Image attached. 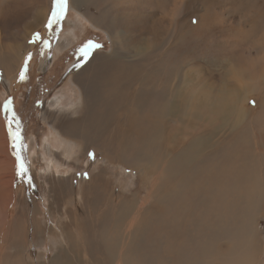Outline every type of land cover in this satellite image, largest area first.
<instances>
[{
  "label": "rangeland",
  "instance_id": "1",
  "mask_svg": "<svg viewBox=\"0 0 264 264\" xmlns=\"http://www.w3.org/2000/svg\"><path fill=\"white\" fill-rule=\"evenodd\" d=\"M52 9L53 0H0V143L7 146V157L0 165L6 169H0V242L4 237L0 244L6 253L13 251L9 238L13 220H19L24 210V222L27 213L29 219H37L42 232L36 240H27L17 226V264H26L23 258L32 264H48L62 238L57 222L69 218L59 213L47 217V209L59 204L54 190L65 184L68 191L74 187V194L65 199L69 208L77 207L74 200L79 197V185L89 192L92 185L96 187L93 194L84 192L88 197L84 201L91 203L86 213L89 226L102 217L110 224L121 204L134 216V225L143 207L153 216L160 210L141 177L145 175L147 181L155 177L168 189L166 157L183 149L194 135L212 131L214 142L208 151L213 153L202 159L207 178L201 186L199 177L195 179L202 189L211 186L210 209L203 213L200 205L189 200L193 181L188 193L177 195L182 201H175L170 210L169 205L161 208V224H149L147 240H155L160 249L156 253L150 244L145 252L149 256L156 253L151 264H189L187 254L194 241L190 222L195 221L198 229L204 225L215 228L216 216L228 212L239 225L253 218L257 227L253 242L259 249L250 248L247 260L241 259L247 264H264V0H69L66 15L49 27ZM38 12L44 17L34 26ZM37 33L39 39L34 38ZM114 51L123 61L104 58ZM11 58L15 72L2 63ZM84 85L88 92L106 96V88L114 85L120 95L96 106L106 112L107 130L99 139H89L88 145L69 139L72 153L67 157L54 132L63 127L70 131L68 120L83 115L78 99ZM176 85L181 105L190 99L200 108L199 120L193 115L176 120L166 109ZM7 101L11 111L5 108ZM69 101L76 104L67 106ZM135 103H139V112L131 108ZM158 109L164 115L159 119ZM18 125L20 143L26 145L20 151L30 184L17 172L12 132ZM124 128H128L126 133ZM138 154L145 159L132 160ZM49 156H55L60 167L51 168ZM240 195L244 204L235 213L228 202ZM207 230L200 236L202 248L208 246ZM168 235L169 253L163 256L161 238ZM225 242L213 240L212 246L225 254ZM230 262L209 261L235 264Z\"/></svg>",
  "mask_w": 264,
  "mask_h": 264
},
{
  "label": "bare ground",
  "instance_id": "2",
  "mask_svg": "<svg viewBox=\"0 0 264 264\" xmlns=\"http://www.w3.org/2000/svg\"><path fill=\"white\" fill-rule=\"evenodd\" d=\"M74 1H78V0H73V2ZM43 17H44V13L41 14V12H38L36 17L33 19L34 21L33 25L35 26L37 23H39L41 18L43 20ZM60 46L61 45L57 47V50L59 49ZM121 48H123V46ZM104 58H107L113 62H116V61L121 62L124 59V57L118 55L116 51H114V53L110 55L109 57H104ZM2 63H5L7 65L8 70L10 69L11 72H15L17 69L16 64L12 62V58L4 60ZM80 89H81V92H80V99H78V103L81 102L80 105L83 106V108L80 109V112L83 115L80 117L72 116L73 118L68 120L67 125H69L70 131L69 130L66 131V128L62 126L63 127L62 129H58V130L55 129V132H54L55 136L57 137L56 139L58 141L57 143H60V145H63L65 147L64 154L67 157H69L70 154L72 153V150H71L72 144H71V140L69 139L77 138V139H80V141L87 143L89 142L88 141L89 139H93V140L99 139L101 136L100 134L104 133L107 130L106 129L107 127L105 125L107 121L106 115H105L106 112L105 110H102V112L100 109L96 110V106L99 104V102L106 103L107 100L112 99V96H116L119 94V93L117 94V92L119 91L114 90L115 89L114 85H112V87L108 89L106 88V91L109 92L107 96L105 94L98 95V92H94V91H93L94 93L88 92V89H86L85 85L80 86ZM174 89H175L174 90L175 93H174V97H172L173 100L172 101L169 100V102L171 103L168 102L169 104L166 107V109L170 110L171 112L170 115L173 116L175 119L177 116L180 118L182 116L187 117V116L193 115L199 120L202 115L200 108L196 104H192L190 99H189V103H184V105H181V103L183 102H179L180 99L177 93L178 85H176ZM100 90L102 89L100 88ZM100 95L102 96L99 97ZM75 104H76L75 102L69 101L67 106H73ZM58 105L59 103H57V106ZM139 107H140L139 103L131 104V108L134 110V112L135 110L138 111ZM159 107L163 108L164 106L159 105ZM78 111L79 109L75 111V113ZM97 111H99V113L102 115L98 114ZM107 111H109V109ZM157 113H158L157 115L158 119L159 117L164 116L163 112L160 109L157 110ZM204 113L208 114L207 111H205ZM52 117L53 116H50V119ZM178 120L180 122V119ZM185 121H187V119H185ZM0 124H1V116H0ZM160 124H161V121H160ZM177 125H178V122H177ZM162 126H163V123H162ZM116 130H118V128ZM124 130L126 133V130L128 131V128H124ZM67 133H69V135L71 136H67ZM125 133H124V137H126L127 135ZM75 134H78V135H75ZM213 138L214 137L212 136V131L210 134L207 133V134H201V135H194L189 141L186 142L183 149L179 150L178 152H174V153L172 152L169 158L166 157V160L164 161V165L166 164V169H165L167 173L166 179L169 180L167 183L168 189L165 188V184H160L159 182L157 183L155 181L156 179L155 177L151 179L150 181H147L145 175L141 177L145 185L148 186V189L150 188L152 190L150 193L153 194L152 195L153 201L155 202L156 207L160 211H156V213L153 216H150L148 213L149 208L143 207L142 210H139L136 213L138 215V221H137L138 224L136 225L133 224L132 219H134V222H135V218L134 216L132 217V215L130 217L129 215L130 210L128 209V207H126L125 204H121L119 206L123 205V207H121L122 209L120 213L116 217L110 218L112 219L111 222L109 221L110 224L107 225L106 220H103V219H106L105 217H102V218L100 217L101 218L100 221H97L95 219L96 224L94 226H89L87 223L88 219L86 217V213L88 212L87 209L90 208L91 203L88 204L84 201L88 199L87 193L89 192V190L86 189L87 187L85 188L83 187L84 191H82L83 188L79 185L78 187L79 197H77L74 200L75 203L77 204V207L69 208L67 207V205H65V199L67 197L69 198V195L74 194V192L72 193L74 187H72L73 189L71 191L70 190L68 191L69 189L68 185H66L65 183H64L65 184L64 186H58L57 189H55L54 191L57 194V201H59V204L56 205L55 207L48 206V209H47L48 215L46 216L51 218L53 214L59 213L61 216L64 217V219L66 215L69 219L65 221L62 219V221L57 222L59 233L61 234L63 239L61 238L58 240L59 242L58 245L54 246L53 256L51 257L50 261L48 260L49 262L47 263L48 264H151V261L154 260V256H156L157 251L160 249V245L157 244L155 240H152V241L147 240V236L149 234V227H150L149 224L151 223L152 226L156 225L157 223L161 224L160 223L162 219L161 208L165 209L166 205H169V210H170L171 205H174L175 201H182L181 198H176L177 195L182 194V193L184 194L188 193L193 181L195 184V188L193 191L192 189L190 190L189 200H192L194 201L195 204L200 205L201 211L203 213L208 211L211 207V202H212L211 186L209 185L208 190L202 189L200 186L203 184L202 180L207 178V174H206L207 170L203 166L205 162L202 159L208 158L209 156L208 154L211 155L213 153L212 150H210L211 152L208 151V149L213 145V142H214ZM64 139H67V141L64 142ZM119 142L121 143V141ZM219 153H220V150H219ZM139 156H141V159H145L143 154L142 155L138 154L132 160H135V159L137 160ZM47 162H49V165L53 169L54 167L57 168L58 166L60 167L61 165V163L57 161L55 156H49L47 158ZM198 177L200 179V183H199L200 186L195 181V179H197ZM91 180L93 179L91 178ZM170 183L172 184L170 185ZM209 183H211V180H209ZM61 185H62V182H61ZM70 185L72 186V184ZM94 187H95L94 185L90 187L92 189H91V192H89V194L94 193L95 191ZM84 192H87V193L84 195ZM122 197L124 198L123 195ZM155 204L153 203L152 206L155 207ZM228 204L230 205L232 211H234L235 213H238L239 211H241V208L243 207L244 198L241 195L239 199L237 197H232V199L228 202ZM154 207L152 209H154ZM23 211L24 210L20 211V214H19L20 218H18L19 220H17V218L13 220L14 221L12 223L14 227L12 228L13 234L9 235L10 237L8 236L12 242V246L11 245L10 246L12 247L11 249H13V251L8 254L5 251V247L3 248L1 246L2 242L4 241V237L0 242L1 243L0 244V264H1V261H2V264H17V262L19 261V260L17 261V238H18L17 232H16L17 226L18 228H21L20 230L22 231V238L25 237L27 240H32V241L36 240L37 237L42 232V230L39 229L40 226H39V222L37 221V219H33L32 216L30 217L31 219H29V215H27L26 212L25 213L27 216L26 218L27 221L24 222L23 215L25 214ZM201 217L202 218L204 217L203 214L201 215ZM195 218L197 221H200L198 217H195ZM59 219L61 218L59 217ZM126 219H131L130 223L127 225L124 224L123 226H121L120 224L122 223V221ZM249 219L250 220H247V221L245 220V222L240 223V225L235 224V219L233 220V215L232 214L228 215V212H227L223 215L216 216L215 221L212 222V224H215V228H211V227L208 228L204 225V227H201V229H198L195 221L190 222L189 232L191 235V241L194 240L192 242L193 246L191 247V250L189 251L188 254L186 250H182V253L189 255L190 257L189 264H210L209 261L211 259H216L223 263L226 261H231L232 263H235V264H247V262H245L244 260H247L248 258L247 254L250 248L251 250L253 248L254 250L256 248L259 249L257 247V243L253 242V238L256 237V233H257L255 228L257 227L255 226V224H253V218H249ZM140 223H143L145 225H142ZM206 228L208 229L207 230L208 232L207 240L205 238L204 239L205 241H207L208 246L206 248H202L203 239H201L200 236H202ZM253 231L255 232L253 233ZM47 233H49V231H47ZM28 234H30V236L27 237L26 235ZM160 237H161V234H160ZM213 240L214 241L225 240L227 242L228 245H227V251L225 254H222L213 248L212 246ZM168 242H169V235L166 236V238L164 239L161 238L163 256L165 253H169V250L167 249ZM150 244L152 245L153 250L156 251L155 255L153 256H149L148 253L145 252V251H148ZM18 248L20 247L18 246ZM19 252L20 250L18 251V253ZM179 252H180V249H179ZM242 257H244V260L241 259ZM24 262L26 264L33 263V262L28 263L26 258H23V263Z\"/></svg>",
  "mask_w": 264,
  "mask_h": 264
},
{
  "label": "snow or ice",
  "instance_id": "3",
  "mask_svg": "<svg viewBox=\"0 0 264 264\" xmlns=\"http://www.w3.org/2000/svg\"><path fill=\"white\" fill-rule=\"evenodd\" d=\"M68 2L69 0H53V9L49 18V23L48 26L50 27L54 23H58L65 15L68 10ZM35 39H39V34H35L34 36ZM85 55L88 53L85 51ZM21 79H24V74L23 72L21 73L20 76ZM11 102L7 101L5 103V108L8 111H11L10 107ZM13 118H15V114L13 113ZM9 130L11 131V121H9ZM12 140H13V148L16 149V157L18 161V166H17V172L18 175L22 178H26L25 182L31 183V178L27 175L28 173V168L26 164L25 158L21 155V149H26V145L20 143L21 141V136L19 134V125L17 126V130L15 132H12Z\"/></svg>",
  "mask_w": 264,
  "mask_h": 264
},
{
  "label": "crops",
  "instance_id": "4",
  "mask_svg": "<svg viewBox=\"0 0 264 264\" xmlns=\"http://www.w3.org/2000/svg\"><path fill=\"white\" fill-rule=\"evenodd\" d=\"M4 126L6 127L5 125V121H4ZM0 127H1V124H0ZM2 136V135H1ZM3 139L5 138V136L3 135L2 137ZM5 143H0V165H1V161L7 157V154H6V147L7 146H4ZM11 154L10 150H9V155ZM0 169H3V170H6L4 169V167L0 166ZM5 175V174H4Z\"/></svg>",
  "mask_w": 264,
  "mask_h": 264
}]
</instances>
